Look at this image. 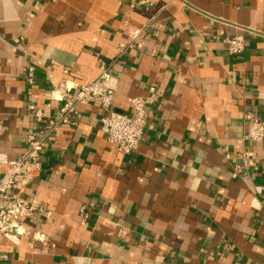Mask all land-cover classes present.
Returning a JSON list of instances; mask_svg holds the SVG:
<instances>
[{"label": "crops", "instance_id": "0c3cea01", "mask_svg": "<svg viewBox=\"0 0 264 264\" xmlns=\"http://www.w3.org/2000/svg\"><path fill=\"white\" fill-rule=\"evenodd\" d=\"M99 60L110 109L152 100L138 149L121 154L100 105H78L42 145L19 192L39 211L0 234V264H264V139H243L245 112L264 121V0H0V153L39 127L28 104L56 117L54 86L86 84Z\"/></svg>", "mask_w": 264, "mask_h": 264}, {"label": "built area", "instance_id": "2783aa9c", "mask_svg": "<svg viewBox=\"0 0 264 264\" xmlns=\"http://www.w3.org/2000/svg\"><path fill=\"white\" fill-rule=\"evenodd\" d=\"M141 31L133 29L125 44L118 46L123 53L126 48H133L139 40ZM227 52L230 55H238L244 47L241 36H231L224 39ZM114 64H108L99 60L98 74L86 84H74L67 86L60 81L53 88L62 104L56 117H47L41 109L33 104L26 107L29 115L39 124L34 131L27 132L24 139L23 152L15 157H9L0 153V164L4 171L0 176V234L12 240L23 229L22 222L32 218L39 209L20 196L36 177L41 167L40 151L44 141L60 123L77 114V106L97 102L103 110L100 118L102 128L105 130L106 140L123 155L134 154L140 144L141 136L146 128L147 106L152 102L150 97H133L129 106L131 113L116 112L110 109L114 94V85L110 70ZM34 67L29 65L25 72V81L33 83ZM246 124L243 139L249 142H258L264 139V121L257 118L251 112L243 114ZM241 164L235 165L236 170H241L245 165L243 154H238ZM80 212L87 217L85 206H81ZM6 255L0 252V260Z\"/></svg>", "mask_w": 264, "mask_h": 264}]
</instances>
